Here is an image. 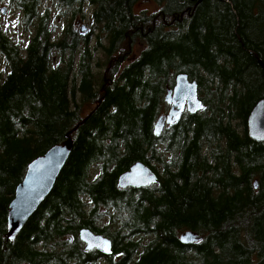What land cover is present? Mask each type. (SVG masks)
Returning <instances> with one entry per match:
<instances>
[{"label":"trees","instance_id":"16d2710c","mask_svg":"<svg viewBox=\"0 0 264 264\" xmlns=\"http://www.w3.org/2000/svg\"><path fill=\"white\" fill-rule=\"evenodd\" d=\"M13 1L33 33L21 48L0 24V264H264V142L247 128L264 98V0H156L150 14L140 0H56L57 37L43 0ZM87 17L97 29L80 35ZM179 73L204 108L156 134ZM69 135L51 193L10 240L28 165ZM139 161L158 182L120 188ZM84 227L113 254L87 250ZM186 230L201 240L183 243Z\"/></svg>","mask_w":264,"mask_h":264},{"label":"water","instance_id":"95a60500","mask_svg":"<svg viewBox=\"0 0 264 264\" xmlns=\"http://www.w3.org/2000/svg\"><path fill=\"white\" fill-rule=\"evenodd\" d=\"M1 12L5 13V8H2ZM165 99L170 108L167 113L158 117L155 123L156 134H161L166 125L177 122L185 111L197 113L204 108L199 97L197 81L190 80L185 73L177 75L176 85L168 89ZM247 125L250 138L256 142H264V98L252 109ZM73 145V139L69 135L63 144L54 145L28 165L26 175L18 184L14 198L9 205L7 237L10 240L18 237L26 223L51 193L71 155ZM158 180V174L151 166L139 161L119 176V186L121 188H141L156 184ZM254 186L258 188V181H255ZM79 235L81 240L87 244V250L97 249L105 256L113 254V243L109 237L96 234L86 227L80 230ZM201 238L197 232L192 230H186L180 235V240L186 244L199 242Z\"/></svg>","mask_w":264,"mask_h":264},{"label":"rangeland","instance_id":"374dc122","mask_svg":"<svg viewBox=\"0 0 264 264\" xmlns=\"http://www.w3.org/2000/svg\"><path fill=\"white\" fill-rule=\"evenodd\" d=\"M163 3L157 2L156 0H140L135 5V10L141 13H154L158 12L162 7ZM50 6L51 15L53 18V24L55 25L54 36L57 37L60 35L59 24H61L64 12L60 8L56 0H43L41 9ZM5 8V13L1 12V9ZM86 10L89 12L88 16L91 14V7L87 5ZM0 24L3 32L7 33L11 39H13L21 48H26L30 37L32 36L33 30L25 26L23 21L22 12L14 5L13 0H0ZM32 28V27H31ZM83 28V29H82ZM75 29L79 31L80 35L89 32L91 29H97L95 24L92 22L90 17H87L85 20L77 18L75 23ZM94 44V43H93ZM95 58L102 57L101 52H96L94 50ZM60 53L55 50L52 52L53 61L60 60ZM0 70H3L4 73H7L9 70V64L6 57L0 53ZM96 169V168H95ZM88 202L89 200L86 199ZM106 223V222H104ZM95 264H107L106 261L101 260L99 263Z\"/></svg>","mask_w":264,"mask_h":264},{"label":"flooded vegetation","instance_id":"af4514ba","mask_svg":"<svg viewBox=\"0 0 264 264\" xmlns=\"http://www.w3.org/2000/svg\"><path fill=\"white\" fill-rule=\"evenodd\" d=\"M191 80V79H190ZM193 81V80H192ZM198 83V82H197ZM175 85H176V82H175ZM175 85L173 86V87H171L170 89H172V88H174L175 87ZM169 89V88H168ZM167 94V93H166ZM166 96V95H165ZM168 104V103H167ZM169 105V104H168ZM169 108H170V105H169ZM169 110V109H168ZM167 110V111H168ZM187 112H189V111H187ZM164 113H167V112H164ZM167 126V125H166ZM166 126H165V128H166ZM163 132V131H162ZM128 188V187H127ZM122 189H125V188H122ZM87 228V227H86ZM90 229V228H89ZM92 230V229H91ZM93 231V230H92ZM94 232V231H93ZM96 234H99V233H96ZM103 235V234H102ZM86 245L87 244H85V247H86ZM91 250H93V249H91ZM97 250V249H96ZM98 251V250H97ZM100 252V251H99ZM101 253V252H100ZM102 254V253H101ZM104 255V254H103ZM105 256V255H104ZM110 256V255H109Z\"/></svg>","mask_w":264,"mask_h":264},{"label":"bare ground","instance_id":"6f19581e","mask_svg":"<svg viewBox=\"0 0 264 264\" xmlns=\"http://www.w3.org/2000/svg\"><path fill=\"white\" fill-rule=\"evenodd\" d=\"M120 187V186H119ZM121 188V187H120ZM10 241V240H9ZM14 241V240H13Z\"/></svg>","mask_w":264,"mask_h":264}]
</instances>
